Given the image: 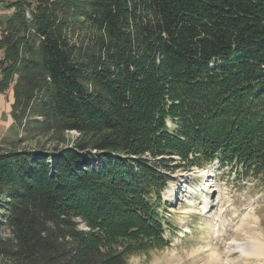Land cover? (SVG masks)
Instances as JSON below:
<instances>
[{
    "label": "trees",
    "instance_id": "trees-1",
    "mask_svg": "<svg viewBox=\"0 0 264 264\" xmlns=\"http://www.w3.org/2000/svg\"><path fill=\"white\" fill-rule=\"evenodd\" d=\"M0 12V97L12 92L18 131L0 152V264H129L166 248L178 170L218 162L264 184V0Z\"/></svg>",
    "mask_w": 264,
    "mask_h": 264
},
{
    "label": "rangeland",
    "instance_id": "rangeland-1",
    "mask_svg": "<svg viewBox=\"0 0 264 264\" xmlns=\"http://www.w3.org/2000/svg\"><path fill=\"white\" fill-rule=\"evenodd\" d=\"M10 14L0 12V18ZM12 103L11 91L0 97V152L18 137ZM163 200L168 245L134 254L129 264H264V184L215 162L192 172L178 170ZM251 244L258 247L243 251Z\"/></svg>",
    "mask_w": 264,
    "mask_h": 264
},
{
    "label": "bare ground",
    "instance_id": "bare-ground-1",
    "mask_svg": "<svg viewBox=\"0 0 264 264\" xmlns=\"http://www.w3.org/2000/svg\"><path fill=\"white\" fill-rule=\"evenodd\" d=\"M256 247H258L256 244H251V245L242 247V249H243V251H248L249 249H253V248H256Z\"/></svg>",
    "mask_w": 264,
    "mask_h": 264
}]
</instances>
